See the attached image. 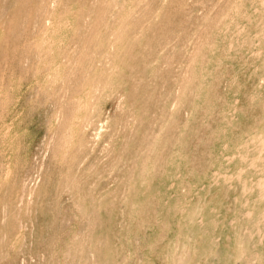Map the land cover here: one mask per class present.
I'll list each match as a JSON object with an SVG mask.
<instances>
[{"label":"rangeland","instance_id":"rangeland-1","mask_svg":"<svg viewBox=\"0 0 264 264\" xmlns=\"http://www.w3.org/2000/svg\"><path fill=\"white\" fill-rule=\"evenodd\" d=\"M0 264H264V0H0Z\"/></svg>","mask_w":264,"mask_h":264}]
</instances>
